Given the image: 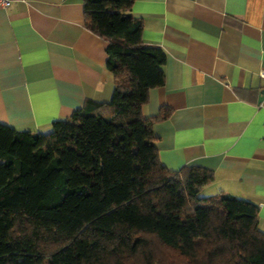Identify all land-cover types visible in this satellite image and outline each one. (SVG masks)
I'll return each instance as SVG.
<instances>
[{
	"label": "trees",
	"instance_id": "obj_1",
	"mask_svg": "<svg viewBox=\"0 0 264 264\" xmlns=\"http://www.w3.org/2000/svg\"><path fill=\"white\" fill-rule=\"evenodd\" d=\"M134 0H83L108 42L109 102L86 99L49 132L0 123V264H264L253 201L203 194L211 169L160 159L155 117L166 52L145 44Z\"/></svg>",
	"mask_w": 264,
	"mask_h": 264
},
{
	"label": "crops",
	"instance_id": "obj_2",
	"mask_svg": "<svg viewBox=\"0 0 264 264\" xmlns=\"http://www.w3.org/2000/svg\"><path fill=\"white\" fill-rule=\"evenodd\" d=\"M131 11L167 57L142 108L169 112L153 124L161 163L211 169L203 194L253 201L264 231V0H134ZM107 45L83 0L0 6V123L46 133L86 99L109 102Z\"/></svg>",
	"mask_w": 264,
	"mask_h": 264
},
{
	"label": "built area",
	"instance_id": "obj_3",
	"mask_svg": "<svg viewBox=\"0 0 264 264\" xmlns=\"http://www.w3.org/2000/svg\"><path fill=\"white\" fill-rule=\"evenodd\" d=\"M12 0H0L1 7H7L11 4ZM259 75L264 78V71H260ZM258 107H264V97L262 101L259 103Z\"/></svg>",
	"mask_w": 264,
	"mask_h": 264
}]
</instances>
